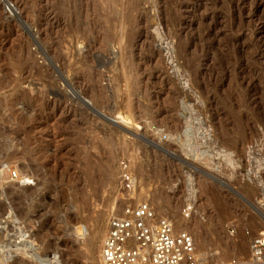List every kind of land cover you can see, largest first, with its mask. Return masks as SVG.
<instances>
[{
	"label": "rangeland",
	"instance_id": "obj_1",
	"mask_svg": "<svg viewBox=\"0 0 264 264\" xmlns=\"http://www.w3.org/2000/svg\"><path fill=\"white\" fill-rule=\"evenodd\" d=\"M137 202L191 225L199 264H253L264 0H0L1 263L36 264L6 246L28 230L46 258L99 264Z\"/></svg>",
	"mask_w": 264,
	"mask_h": 264
},
{
	"label": "built area",
	"instance_id": "obj_2",
	"mask_svg": "<svg viewBox=\"0 0 264 264\" xmlns=\"http://www.w3.org/2000/svg\"><path fill=\"white\" fill-rule=\"evenodd\" d=\"M8 176L14 180L18 173L8 169ZM123 183L132 191L129 175ZM6 227L7 220L0 218V232ZM98 258L99 264H199L192 235L175 231L171 221L146 202L127 203L111 213ZM250 259L253 264L264 263V232L252 238Z\"/></svg>",
	"mask_w": 264,
	"mask_h": 264
},
{
	"label": "bare ground",
	"instance_id": "obj_3",
	"mask_svg": "<svg viewBox=\"0 0 264 264\" xmlns=\"http://www.w3.org/2000/svg\"><path fill=\"white\" fill-rule=\"evenodd\" d=\"M5 168H8V167L6 166ZM188 208L190 209V207H188ZM190 227H191V225H188L187 222H185V220H183V219L182 220L179 219L175 223V228H177V231L179 229V231L192 232L193 230H190ZM175 228H174V230H175ZM79 229H80L82 234L86 231V229L82 226ZM20 234H19V236H21L23 238L22 242L20 241L21 244H11V245H6V246L8 248H11V247L12 248H19V247H21V252H23V254H25L27 257L34 258V261L36 264H64L63 261L61 260L60 255H58L57 253H53V255L49 258L48 257L46 258V256L44 257L41 254H38V252H36L38 247L36 246V244H34V240L31 237L32 235L30 234V232L28 230L22 231V232H20ZM87 234H88V240L87 241H88L89 249H92L91 246L94 243H96L95 241L97 240V237H99L100 232L98 230H93V231H87ZM21 237H19V238H21ZM93 258L94 257H87V264L94 263L95 260ZM0 264H3V263H1V261H0Z\"/></svg>",
	"mask_w": 264,
	"mask_h": 264
}]
</instances>
